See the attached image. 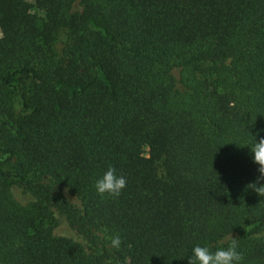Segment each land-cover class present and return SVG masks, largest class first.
Segmentation results:
<instances>
[{
    "label": "trees",
    "instance_id": "trees-1",
    "mask_svg": "<svg viewBox=\"0 0 264 264\" xmlns=\"http://www.w3.org/2000/svg\"><path fill=\"white\" fill-rule=\"evenodd\" d=\"M254 137L264 0H0V264H264Z\"/></svg>",
    "mask_w": 264,
    "mask_h": 264
},
{
    "label": "clouds",
    "instance_id": "clouds-1",
    "mask_svg": "<svg viewBox=\"0 0 264 264\" xmlns=\"http://www.w3.org/2000/svg\"><path fill=\"white\" fill-rule=\"evenodd\" d=\"M250 152L251 160L258 165L259 176L256 182L246 185V188L253 189L259 196H264V137L254 141L247 146ZM126 186V180L123 176L117 175L114 168L109 167L102 176L96 179L94 183L95 191L103 197L105 194L118 197ZM111 247L118 249L121 245L119 235L113 236L110 240ZM241 253L237 251L235 239L227 248H217L210 250L208 246L195 245L191 248V255L187 258V264H240Z\"/></svg>",
    "mask_w": 264,
    "mask_h": 264
},
{
    "label": "rangeland",
    "instance_id": "rangeland-1",
    "mask_svg": "<svg viewBox=\"0 0 264 264\" xmlns=\"http://www.w3.org/2000/svg\"><path fill=\"white\" fill-rule=\"evenodd\" d=\"M57 40L59 43L63 42L65 40V35L63 32H59L57 35ZM67 197H69V199L71 200V202H76V200L74 198H72L71 196L65 194ZM61 230H64L63 228H61Z\"/></svg>",
    "mask_w": 264,
    "mask_h": 264
}]
</instances>
